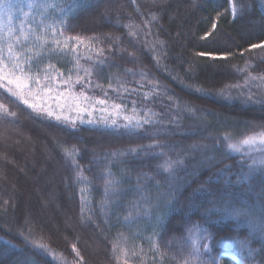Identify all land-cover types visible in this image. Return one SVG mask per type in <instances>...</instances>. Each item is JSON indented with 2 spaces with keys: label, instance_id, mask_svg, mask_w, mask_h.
Listing matches in <instances>:
<instances>
[{
  "label": "trees",
  "instance_id": "1",
  "mask_svg": "<svg viewBox=\"0 0 264 264\" xmlns=\"http://www.w3.org/2000/svg\"><path fill=\"white\" fill-rule=\"evenodd\" d=\"M57 5L59 39L82 54L68 68L76 88L152 122L72 128L0 88V104L17 114L0 118V264H183L197 224L211 249L202 259L264 264V170L249 173L264 152L228 148L264 131L249 78L264 77V0ZM167 160L182 163L168 171Z\"/></svg>",
  "mask_w": 264,
  "mask_h": 264
},
{
  "label": "rangeland",
  "instance_id": "2",
  "mask_svg": "<svg viewBox=\"0 0 264 264\" xmlns=\"http://www.w3.org/2000/svg\"><path fill=\"white\" fill-rule=\"evenodd\" d=\"M24 10L28 11L27 0H25ZM58 10V8H49L47 12L42 13L41 10L33 9L29 21L31 24V35H29L27 30L23 34L18 32L23 16L19 11H15L11 21L12 33L7 28L0 33V55L5 58V63L8 64V48L15 41L12 49V62L19 63L21 68L25 70L21 78L30 76L40 81L39 84L32 83L31 80L26 82L27 88L31 89L33 93L32 96L28 97L29 103H35L37 106L36 110L44 113L52 111L54 115L67 116L75 119L76 122L83 119L85 121L83 124H89L87 121L93 120L94 123L89 125L104 126V120L111 124V120L115 119L117 125L121 127L126 123L123 119L124 116H133L131 111H125L124 107L115 108L116 104L111 99H101L100 96H95L81 88L77 89L76 84L69 77L71 72L68 71V68H72L71 65L82 54H77L79 49L77 43H70L61 37V40L59 39L58 30L64 19ZM4 19L7 21V16ZM41 21L43 22L41 23ZM25 28L27 29V23ZM48 28L50 30L46 31ZM18 35L20 39L17 41L16 37ZM24 36H28V39L25 40ZM37 37H40V39H37ZM17 75H21V73L17 72ZM253 81L255 87L252 86V89L260 91L262 94L261 100L264 101V82L260 79ZM4 83L7 84V81ZM4 89L6 90V88ZM124 92L125 90H119L120 94ZM248 96V93H240L235 99L240 97L244 100ZM101 100L104 101V104L99 103ZM77 105L80 108H86L87 111L78 113ZM28 203H30V200H28ZM48 256L53 260L56 258L53 255ZM228 256L234 264H243L237 257Z\"/></svg>",
  "mask_w": 264,
  "mask_h": 264
},
{
  "label": "snow or ice",
  "instance_id": "3",
  "mask_svg": "<svg viewBox=\"0 0 264 264\" xmlns=\"http://www.w3.org/2000/svg\"><path fill=\"white\" fill-rule=\"evenodd\" d=\"M231 2V0H230ZM73 3H75V0H73ZM24 5H25V0H0V33H2L5 28L9 30L10 33H12V26H11V21H12V16L15 11H19L22 16L23 20L19 26L18 32L20 34H23L25 30L31 35V24L29 23L32 15V10L37 9L41 10L42 13L47 12L49 8L56 9L57 8V0H27V8L28 11L24 10ZM75 8L72 9L74 11ZM231 10L232 14L235 15L237 12V4L236 3H231ZM59 11L61 13L64 12V9L61 7L59 8ZM7 16V21H5L4 17ZM155 18V17H153ZM43 21H41L42 23ZM27 23V29L25 28V24ZM215 27V25H213ZM50 30V28L46 29ZM11 38V37H10ZM17 41L20 39V36L18 35L16 37ZM24 39L27 40L28 36H24ZM37 39H40V37H37ZM15 41L13 42V44ZM13 44L9 45L8 51H9V57H8V64L5 63V58L0 55V88H6L7 92L10 93L11 96L16 97L17 100L22 101L23 104L27 105L29 108L33 109L34 111L36 110L37 106L35 103H29V96H32V90L27 88V81L31 80L32 83L39 84L40 81L30 77V76H24L22 79L21 76L24 75L25 70L21 68L19 63H13L12 58H13ZM262 45L258 44H253L251 45L252 48H257L261 47ZM198 55H206L205 53H199ZM86 74H90L89 69H84ZM17 72L21 73V75H17ZM252 80L260 79L262 82H264V77H249ZM7 81V84L4 82ZM239 87V85H237ZM87 99V98H85ZM249 101L253 102H261L255 100V98L252 95H249L247 97ZM100 104H104V101L101 100L99 101ZM115 108L119 109L121 106L120 105H115ZM78 113L80 111H87L86 108H80L79 105H77ZM47 116L48 117H53L55 120L63 122L72 128L76 127V120L71 119L70 117L67 116H61V115H54L52 111H47ZM90 114V113H89ZM16 113L9 111L7 108L4 107L3 104H0V118H7V117H12L16 118ZM78 118V117H77ZM124 123L122 126L125 129H138L142 127L143 124H150L152 121L149 119H139L135 115L133 116H124L123 117ZM80 124L85 123L83 119L79 120ZM87 123L92 124L94 123L93 120H88ZM103 125L105 127H119L120 125H117L116 120L112 119L111 124L108 123L107 120L103 121ZM158 147L159 145H155ZM198 146L193 145V148H196ZM228 148L231 151L234 152H245V153H251L256 151L257 149L261 150L264 152V131L257 132L253 135L247 136L246 138L236 142V143H230L228 144ZM75 149L72 151L66 152V155L68 157H72L73 152ZM182 163V161H172V160H167L165 161L163 167L165 170L170 171L173 167L174 164H179ZM257 169L264 170V155H262L259 159H252V163L249 165V173L251 174ZM235 215H243L245 217H250V212L247 209H235L233 210ZM252 219H255L254 216L251 217ZM260 224H261V233L264 235V217L260 219ZM200 225H194L192 229L189 230V242H190V252L188 254V257L184 259L183 264H191L192 260H195L197 264H219V259L215 257H210L208 260L202 259V257L205 255V253H208L211 251L209 248V245L207 243H201V240H207L208 237L204 236L201 237L200 235ZM25 241L28 243H31L32 246L36 249L41 250L45 254L48 255H53V250L49 248V246L45 243H42L41 241L37 240H32L29 241L27 237H25ZM241 244V247H247L250 244V241L248 240H241L239 241ZM72 250L76 253L78 257H80L79 251L76 249L75 245L72 246ZM115 250V246H114ZM156 251H159L157 248ZM249 251L251 249L249 248ZM127 255V253H124ZM55 258V256H54ZM80 260H83V257H80ZM67 264V262H65Z\"/></svg>",
  "mask_w": 264,
  "mask_h": 264
}]
</instances>
